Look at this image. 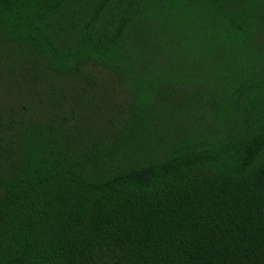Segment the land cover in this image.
Returning <instances> with one entry per match:
<instances>
[{
    "label": "trees",
    "instance_id": "trees-1",
    "mask_svg": "<svg viewBox=\"0 0 264 264\" xmlns=\"http://www.w3.org/2000/svg\"><path fill=\"white\" fill-rule=\"evenodd\" d=\"M0 81V264H264V0H0Z\"/></svg>",
    "mask_w": 264,
    "mask_h": 264
},
{
    "label": "rangeland",
    "instance_id": "rangeland-1",
    "mask_svg": "<svg viewBox=\"0 0 264 264\" xmlns=\"http://www.w3.org/2000/svg\"><path fill=\"white\" fill-rule=\"evenodd\" d=\"M3 87H4V85L1 83V81H0V106L2 107V106H4V105H6L9 101H8V99L6 100L4 97H3V95L1 94L2 93V90H3ZM95 91H97L98 93L95 95L97 98L99 97L100 99H102L103 97H104V92H105V90H103V89H97V90H95ZM9 95V94H8ZM9 97L11 98V99H13L12 98V96H10L9 95ZM103 108V107H102ZM104 110V108L102 109V111Z\"/></svg>",
    "mask_w": 264,
    "mask_h": 264
}]
</instances>
